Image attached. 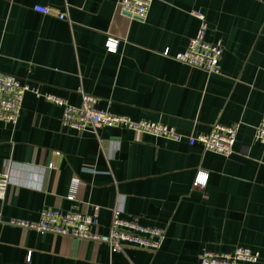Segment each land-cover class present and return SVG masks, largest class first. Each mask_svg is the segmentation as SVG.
<instances>
[{"label": "crops", "instance_id": "crops-1", "mask_svg": "<svg viewBox=\"0 0 264 264\" xmlns=\"http://www.w3.org/2000/svg\"><path fill=\"white\" fill-rule=\"evenodd\" d=\"M117 1L0 0V71L39 92L24 93L15 124L0 121V170L8 165L10 174L0 199V264H198L202 249L235 246L264 263V146L254 139L264 118V0H152L142 19L119 11ZM197 9L205 40L224 47L218 73L162 54L182 51L195 35L199 21L189 11ZM108 33L120 38L115 52L104 48ZM80 92L94 95L97 109L184 135L239 123L233 153L119 126L65 128L61 106L42 95L77 106ZM199 170L207 173L203 185L194 183ZM115 205L163 229L157 251L110 253L104 242L11 222H35L44 208L97 207L96 230L106 234Z\"/></svg>", "mask_w": 264, "mask_h": 264}, {"label": "built area", "instance_id": "built-area-1", "mask_svg": "<svg viewBox=\"0 0 264 264\" xmlns=\"http://www.w3.org/2000/svg\"><path fill=\"white\" fill-rule=\"evenodd\" d=\"M152 0H118L117 8L122 13L142 19L147 13ZM33 10L41 14H55L59 19H65L63 11H54L48 5H34ZM189 14L198 19L199 25L184 49L175 54H169L165 49L162 54L180 63L196 67L207 73L219 72V61L223 53V45L220 40L208 42L205 40L207 23L201 10H191ZM120 43V38L107 34L104 40V48L108 52H115ZM26 91L39 95L36 87L29 83L21 82L14 75L0 71V121L15 124L21 110L23 95ZM79 105H71L66 99L54 94L45 93L43 98L62 108L61 125L65 128L75 129L79 132L94 129L97 126L125 127L135 132L149 133L155 136L172 140L186 138L189 144L200 143L204 150L212 151L223 156L233 153V147L238 132L239 123L224 125L213 123L207 133L198 135H184L172 126L157 122L134 121L129 117L115 115L106 110L95 107L97 98L94 95L80 92ZM254 139L264 146V118L256 125ZM51 166V165H50ZM93 170V169H92ZM207 173L199 170L196 173L194 183L203 185ZM10 184L8 165L0 170V199L5 197ZM76 184V183H75ZM71 184L66 198L75 199L76 185ZM98 208L94 207L90 213L73 209L63 211L58 208H44L35 222L11 221L16 225L35 229L41 233L49 232L76 239H89L104 242L108 245L110 253L121 252L126 246H133L155 252L159 249L164 239V231L161 227L146 226L136 218L124 217L120 206L111 208L109 229L106 234L97 232ZM198 264H264L260 262L259 253L245 246H235L224 252H215L202 249L198 255Z\"/></svg>", "mask_w": 264, "mask_h": 264}]
</instances>
